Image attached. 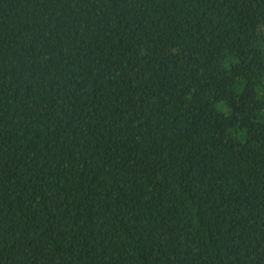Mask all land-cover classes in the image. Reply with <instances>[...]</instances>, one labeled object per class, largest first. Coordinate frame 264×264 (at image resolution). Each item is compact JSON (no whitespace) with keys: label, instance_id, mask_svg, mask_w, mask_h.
<instances>
[{"label":"trees","instance_id":"obj_1","mask_svg":"<svg viewBox=\"0 0 264 264\" xmlns=\"http://www.w3.org/2000/svg\"><path fill=\"white\" fill-rule=\"evenodd\" d=\"M0 264H264V0H0Z\"/></svg>","mask_w":264,"mask_h":264},{"label":"clouds","instance_id":"obj_2","mask_svg":"<svg viewBox=\"0 0 264 264\" xmlns=\"http://www.w3.org/2000/svg\"><path fill=\"white\" fill-rule=\"evenodd\" d=\"M257 46L259 47L260 45H257ZM217 109L219 110V106H217ZM224 114L227 116L229 113L225 112ZM229 135H231V132H229ZM244 137H245V133H244V131H240V132L238 133V139H239V141H240L241 143L244 142Z\"/></svg>","mask_w":264,"mask_h":264}]
</instances>
